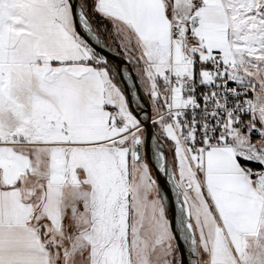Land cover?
<instances>
[{"label": "snow or ice", "instance_id": "6c2138e0", "mask_svg": "<svg viewBox=\"0 0 264 264\" xmlns=\"http://www.w3.org/2000/svg\"><path fill=\"white\" fill-rule=\"evenodd\" d=\"M0 264H264V0H0Z\"/></svg>", "mask_w": 264, "mask_h": 264}]
</instances>
